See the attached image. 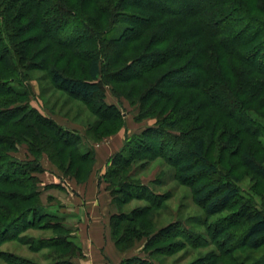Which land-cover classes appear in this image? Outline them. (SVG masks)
<instances>
[{"label":"trees","instance_id":"1","mask_svg":"<svg viewBox=\"0 0 264 264\" xmlns=\"http://www.w3.org/2000/svg\"><path fill=\"white\" fill-rule=\"evenodd\" d=\"M58 7L65 21L61 17L54 21ZM121 22L125 25L122 31L115 35L112 30L107 37ZM31 28L39 32L38 37L67 49L75 41L76 45L91 41L92 47L80 53L88 78L72 77L55 65H47V56L41 65L47 66L48 76L58 89L91 108L97 102L99 110L111 113L101 114L97 107L94 110L97 124L114 123L93 135L94 141L115 134L123 124L122 111L105 99L104 80L114 74L124 80L119 82H134L127 97L143 85L138 93L141 116L148 112L157 117L155 125L125 138L101 176L117 210L118 194L125 197L120 203L130 199L147 202L133 214L116 211L110 216L111 238L119 251L145 238L142 254L123 257L120 264H156L154 254L167 256L175 249V243L166 248L161 245L172 237H181L191 246L205 240L190 233L178 220L165 227L154 226L155 211L162 207L161 196L149 185L132 180V165L139 161L143 166L156 157L172 164L177 182L190 188L194 201L206 214L217 213L239 200L232 220L223 222L231 224L228 228L232 224L241 226L239 232L226 234V251L241 246L256 250L264 245L263 205L259 208L246 200L232 179L220 174L216 164L206 157L208 129L216 131L225 119L226 135L239 133L235 122L228 118L232 105L225 102L235 101L237 114L244 117L249 129L243 128V137L237 135L239 142L234 148L242 166L264 180V165L254 154V143L259 144L262 133L253 128L258 123L248 115L251 111L264 116V0H0V246L19 241L21 232L47 218L51 221L44 227L52 229L53 235L37 243L45 241L50 264H75L74 258L83 256L82 247L64 230L62 221L41 211L39 179L33 174L43 170L40 158L44 154L65 175L83 182L93 168L95 151L83 148L80 134L44 116L29 105V96L25 98L28 83L17 65L5 58H12V40ZM70 28H79L78 40H73ZM62 30L68 35L58 39ZM26 49H17L23 61L28 55ZM42 53L46 55L47 49L39 51ZM159 68L161 71L156 73ZM169 74L176 75L171 84L164 79ZM190 87H195L197 93L188 95ZM197 96L203 97L201 102L196 101ZM19 97L25 98L23 102ZM146 102L150 104L143 108ZM186 122L191 135L179 143L184 135L179 129ZM159 135L162 139L158 142ZM247 140L251 142L247 144ZM21 144L26 145L32 158L22 160L11 155ZM198 177L210 179L200 181ZM47 186L62 188L61 183ZM59 230L66 232L61 234ZM218 237L215 233L211 236ZM0 256L7 264H37L12 252L0 251ZM247 261L264 264V253Z\"/></svg>","mask_w":264,"mask_h":264},{"label":"rangeland","instance_id":"2","mask_svg":"<svg viewBox=\"0 0 264 264\" xmlns=\"http://www.w3.org/2000/svg\"><path fill=\"white\" fill-rule=\"evenodd\" d=\"M59 8L61 7H58L57 10L55 9L57 11L56 15H58L57 18L54 19L55 22L60 19V17L62 21L65 19L64 13ZM124 27L125 25L123 22L117 23L106 36L109 37L112 34V30H114V34L117 35ZM63 31L64 30L59 32L60 36L58 39H61V35H68L67 32ZM38 33L37 30L31 28L30 32L20 34V36L14 38L12 43L15 48L12 53V58L5 59L6 61L11 62L13 66L17 65V68L22 72V79L27 81V95L25 98L29 96V105L34 107L44 116L52 118L64 128L76 131L82 137L83 148L90 147L98 153L96 163L94 161L93 168L88 178L83 182H76L73 177L65 175L53 163H51L44 154L40 158L43 170L33 174L39 179L37 189L40 191V202L43 204V210L41 211L43 213L55 215L58 221H62L64 230H67V233L72 236L73 241L81 247H87V244L92 245V242L88 240L89 237H87V220L89 222L92 218L97 217L102 224H104V221L106 222L108 220L106 219L107 215L105 213L104 221L101 219L100 215H98V212L101 211L97 210L99 206L97 203L93 206V200L88 198V196L91 189H97L96 197H98L101 194L100 188L102 189L104 185L106 186V183L100 181L98 176L101 171L106 170L105 164L110 158L107 155L112 151L111 148H108V151L106 152L107 154H103L101 151L103 145H99L98 143L104 138L94 141L95 139L92 137L100 131L110 128L114 123L107 122L97 124V115L94 114L96 107L97 111L101 114L111 115V113L99 110L100 108L96 105L97 102H93L91 108V106H87L82 101L71 97L64 91L58 89L52 84L48 76L47 66H45V64L41 65L42 59L47 56V59H49L47 65H55V67L64 74L72 77L88 78L85 69V61L80 53H82L83 49H89L92 47L91 41H83L79 45H76L77 42L75 41L73 47L67 49V47L62 45H53L50 40L42 39V36L38 37ZM69 34L74 37L73 40H78V37L80 36L79 28H70ZM8 43L10 44V41H8ZM21 46L28 47V49H26V52L28 53V55H26V61L21 60L20 54L17 50ZM41 48L47 49L46 55L43 53L42 55L39 54V51H43ZM34 54L35 56H32ZM160 71L161 68H159L156 73H159ZM191 71L190 73H192ZM188 73L185 72V74ZM175 76L176 75L174 74L173 76L169 74L166 75L164 79L165 81L167 80V84H169L176 78ZM183 77L187 78L186 76ZM103 79H105V75L103 76ZM119 81L124 80H120L119 76H116L115 74L113 77L110 76L108 79L104 80L105 99L108 103L115 104L124 114L123 124L120 125V129L118 130L120 131L119 134L115 135L118 132L117 131L112 135V148L114 150L115 145L117 144L116 146H118L125 136L127 137L129 134L132 135L134 133H139L142 129L155 125L157 121V117L148 112L141 116L142 114L140 112L142 107L138 101V93L143 85L139 84L138 90L134 94H129V97H127L125 94H128V88L131 87L134 82ZM12 86L15 88L20 87L17 84H13ZM187 92L189 95L192 92L197 93V90L195 87H190ZM117 93L121 95L118 96ZM196 95L197 94H195L194 97ZM25 98L19 97L18 100L23 102V99ZM196 99H198L196 101H200L203 97L197 96ZM225 102L230 107L232 105L233 112L231 113V111H228L227 114L229 121L232 123L235 122V129L239 130V133L238 131L234 134L227 132L229 134L226 135L223 126L225 119L218 125L216 131H211V128L210 130L208 129L206 132V137H208L206 143V157L208 161L216 164L220 174L232 179L233 183L239 188L240 193L246 198V200H250V202H253L259 208H261L262 205L264 207V180L261 177H258L255 173L249 171L246 167L242 166L240 155L234 148L239 142L236 137L238 138L240 135L241 138L244 135V133L241 134V132L244 131L243 128L245 127V130H247V128L249 129V127H247V121H245L244 117L237 114L235 101L226 99ZM148 104H150V102L143 104V108L147 107ZM248 115L254 122H256L255 124H259L253 128H258L262 133L258 138L259 144L254 143L256 149L254 154L255 158L264 165V116L251 111H248ZM140 117L142 118L140 119ZM189 126V122H186L185 124H182V127L184 128L179 129L184 134L179 143L185 141L187 137L191 135L187 133V128ZM161 139L162 136L159 135L157 139L158 142ZM250 142L251 141L247 140V144ZM157 144L158 143H155V147H157ZM99 150L101 151L100 153ZM11 155L22 160L32 158L30 153H28L25 144L19 145L18 149L12 152ZM140 165L139 161L134 162L132 165V180L138 179L141 183L149 185L155 193L161 196L160 200L162 201V207L155 211L156 218L154 226L161 228L165 227L172 221L178 220L190 233L200 235L201 238L205 239L204 242L199 243L198 246H191L184 243V240L181 237L170 238L168 242L161 245H164L166 248L168 247L166 245L169 243H175V249L169 250L173 252L167 256L159 253L154 254L153 258L156 260V264H230L231 261H233L234 264H249L251 260L250 262H246V260L252 259L253 256H262L264 253V245L256 250H250L245 246H241L233 252L228 251V249L226 251V246L224 245L226 241L224 239L227 238L226 234L231 233L230 231H232V233L235 231L239 232L241 226H234L232 224V226L228 228L227 226L231 224L226 225L223 222L229 218V222L232 220L233 212L238 209L237 202L239 200H236L230 207L217 213L206 214L202 207L194 201L190 188L177 182L175 179L174 168L168 160L163 157H156L143 166ZM91 173L93 179H99L98 183L97 181L96 183H102V187H95L94 185L92 187L89 185L87 180ZM208 179L210 178L206 177L204 179L201 177L199 180L208 181ZM52 180L64 185H62V188L57 186H47L49 184L48 182ZM88 191L89 193L87 194ZM76 192L79 193V195ZM108 194L110 195L109 191ZM118 196L120 198H118ZM118 196L116 198V204L119 203V210H117V206L114 204L116 211L133 214L134 209L147 204L143 199H130L127 203H120V201H124L125 197L119 194ZM92 197L93 195H91V198ZM102 202L104 203V200ZM77 205L78 208L76 207ZM47 221L51 220L44 218L37 222L34 227L25 229L19 234V241L11 240L4 242L0 246V251L15 253L17 256L29 259L37 264H50L52 259L49 257L50 250L44 246L45 241H43L44 243H37V241H42L53 235L52 229L44 227ZM135 223L138 224V221H135ZM64 230H59L58 233L63 234L66 232ZM222 230L224 231L222 232ZM214 233L220 237L212 239L211 236H213ZM25 242H30L32 245L29 246V244H24ZM144 244L145 238H142L141 240H138L133 247L122 251L119 256L127 257L142 254L141 249H143ZM95 254H97V251L94 252L93 255L95 256ZM102 257L103 259L101 260L107 259L104 255H102ZM108 260L110 261L109 258ZM81 261L84 262L85 259L78 258L75 260L77 264ZM0 264H7L2 256H0Z\"/></svg>","mask_w":264,"mask_h":264},{"label":"crops","instance_id":"3","mask_svg":"<svg viewBox=\"0 0 264 264\" xmlns=\"http://www.w3.org/2000/svg\"><path fill=\"white\" fill-rule=\"evenodd\" d=\"M119 132L120 131H118L115 135L119 134ZM125 138H126V136H125ZM125 138H123L121 140V142H120V144L118 146H116L117 144L115 145V150L112 148V144H113L112 135L110 137L104 138L98 144L99 145H103V148L101 149L103 154H107L106 152L108 151L107 150L108 148L112 149V151H110V153L107 155L108 157L111 158V156L121 148L122 144L125 141ZM101 151L99 150V153ZM97 155H98V153H97V151H95V163H96ZM110 158L106 161V164H105L106 167L105 168H107V166L109 165ZM103 173H104V171H101L99 173V176H98V178L102 182H104L102 180V177H101ZM99 179H97V180H96V178L93 179V176H92V173H91V175H90L89 179L87 180V182H89V185H91L92 187H93V185L95 187H97V186L102 187V183L97 184ZM96 181H97V183H96ZM48 183L49 184H53V183H57V182L52 180V181H49ZM82 184H84V183H82ZM62 185H64V184H62ZM79 185H81V184H79ZM78 192H79V190H78ZM96 192H97V189H95V190L91 189L90 193L88 191L87 192V194L89 193L88 198L93 200V202H92L93 206L96 205V203L99 206L97 208V210H100L101 212H98V211L97 212H98V215H100L101 219L104 221V213H105L107 215L106 219H108V220L106 222L104 221V224L100 223V220L97 219V217L92 218V220L89 221V222L87 220V224H86L87 231H88L87 232V237H89L88 240L90 242H92V245L87 244V247H84V246L82 247L83 256L82 257H78V258L79 259L83 258V259H85V261L84 262L81 261L79 264H120V261L123 258V256H119V254H121L122 251H119L116 248L114 242L111 241V237H110L111 234H110V228H109L110 216L113 213L116 212V207L111 202V199H109V198H111V196L108 194V190L106 189L105 185L102 187V189L100 188L101 194L98 197H96ZM77 194L79 195V193H77ZM91 195H93L92 198H91ZM103 200H104V203L102 202ZM62 205H63V203H62ZM93 206H92V208H93ZM76 207L78 208V205ZM108 210H109V212H108ZM107 229H108V231H107ZM96 251H97V254H95V256H94L93 254ZM101 253H104V254H101ZM102 255L107 257V259H105L107 261L101 260V259H103ZM78 258H74L73 261H74L75 264H77L75 262V260H77ZM108 258L110 259V261L108 260Z\"/></svg>","mask_w":264,"mask_h":264}]
</instances>
